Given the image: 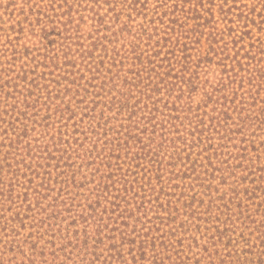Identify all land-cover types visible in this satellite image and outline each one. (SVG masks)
Here are the masks:
<instances>
[{
	"label": "trees",
	"instance_id": "16d2710c",
	"mask_svg": "<svg viewBox=\"0 0 264 264\" xmlns=\"http://www.w3.org/2000/svg\"><path fill=\"white\" fill-rule=\"evenodd\" d=\"M87 1L93 3L91 10L95 5L112 3L111 0ZM187 2L181 6L176 3L168 17L169 23L162 22L160 28L153 25L146 29L140 25L138 35L134 34L135 39L131 40V49H126L123 54L115 50V44L125 37L124 32L131 34L130 25L123 23L112 29L98 13L92 17L96 24L92 26L93 34L86 45L89 49L81 42V25L85 21L83 15H79L77 24L74 23V13L80 14V9L74 8L78 5L86 10L89 5L83 6V1L60 3V8L66 7L64 10L57 13L53 7L54 11L47 14L46 20H39L44 32L47 26H51L50 34L59 31V39H51L59 47L44 53L35 68H25L27 63L22 64V70L7 81L8 84L14 81V93H18L12 96L14 102L10 105L16 116L14 121L21 124L17 129L13 128L12 136L4 130L6 136L0 144L4 148L10 147L8 153L12 156L4 157V161L17 178L15 182H20L19 178L23 177L30 184L35 178L41 180L27 186L25 193L20 192L25 197L20 203L16 202V208L25 210L18 212L24 216H18L17 220L25 228V220L29 219V228L37 229V240L33 241L31 232L25 239L15 238L12 243H41L45 235L48 236L45 243H77L76 247L82 243L81 249L87 243H103L102 228L108 227L104 217L116 224L119 218L125 220L145 208L146 195H141L140 188L147 176L151 178L154 173L160 176L162 163L170 153L171 159L165 165L175 164L178 158L184 161L182 166L191 171L185 172V178L203 168L206 173L210 168L213 173L224 172L220 163L228 162L222 158L228 153L225 152L227 138H232L222 133L229 127L231 117L225 109L228 98L222 95L226 85L222 82V85L207 89L208 81H201L199 70L193 68L203 62L202 58L196 61L190 56L195 30L185 29L187 21L178 25L177 16L194 19L195 25H201V18L205 17L196 1L186 11ZM114 14L120 22L119 14ZM152 30L158 32L156 41ZM144 38L147 45L154 46L141 49L137 40ZM111 44L115 45L113 49ZM18 58L15 55L13 59L15 68ZM207 58L212 61L210 57H204V62ZM238 62L243 65L241 60ZM17 80L23 84L24 91L18 90ZM201 82L206 89L204 103L195 107L191 100L184 103V96L193 99L198 91H203ZM171 94L173 99L163 102L164 96ZM222 98L225 100L221 102ZM210 105L212 109H208ZM43 110L46 111L44 115ZM50 130H53L52 134H49ZM29 134L34 137L30 139ZM179 140L185 145L182 150L177 144ZM122 158L126 162L121 161ZM36 159L41 171L32 169L27 178V170L21 167L30 168ZM148 166L151 167L147 169ZM53 171H58L55 182L58 183L60 177V188L52 200L47 201L54 190L50 183ZM134 174L138 177L131 181ZM137 179L143 180L142 184L130 196L132 190L128 184ZM15 182L0 181V194L7 192V201L14 202L16 198ZM5 185H9V189ZM30 188L35 194L34 201L27 204ZM18 234L15 230V236ZM35 253H31L32 256ZM49 254L53 255V250ZM40 256L44 257L43 253ZM33 258L28 256V262L23 264H35Z\"/></svg>",
	"mask_w": 264,
	"mask_h": 264
},
{
	"label": "rangeland",
	"instance_id": "374dc122",
	"mask_svg": "<svg viewBox=\"0 0 264 264\" xmlns=\"http://www.w3.org/2000/svg\"><path fill=\"white\" fill-rule=\"evenodd\" d=\"M65 1L72 0H0V144L6 136L4 130L12 136L13 128L17 129L21 124L14 121L16 116L11 106L14 102L12 96L18 93H14V81L10 84L7 81L22 70V64L27 63L25 68H35L44 53L59 47L56 41H51L59 39V31L50 34L51 26H47L44 32L39 20H46L47 14L54 11L53 7L60 13L66 7L60 8L59 5H64ZM80 1L84 2L83 6H89L86 10L75 6L74 9H80V14L74 13V23L77 24L79 15H83L85 23L81 29L85 35L82 34L80 40L86 48L91 40L88 38L93 34L92 26L96 24L92 19L94 13H98L112 29L119 28L123 23L130 25L131 34L124 32L125 37L115 44V50L121 54L131 49V40L135 39L134 34L138 35L140 25L146 29L160 28L162 22L169 23L168 17L172 15L176 3L181 6L188 1L185 3L186 11L190 5L199 4L206 18H201V25H195L194 19L177 16L178 25L187 21L185 29L195 30L189 52L196 61L202 58L201 66L194 65L193 68L199 70L201 81H208L207 89L222 85V82L226 85L222 95L228 98L225 109L229 110L231 117L229 127L222 133L232 138H227L225 152L228 153L222 159L228 162L224 165L220 163L225 168L224 172L213 173L210 168L206 173L203 168L192 177L185 178V172L191 171L182 166L184 161L178 158L175 164L166 166L165 162L171 159V153L168 154L162 163L160 176L156 173L151 178L147 176L143 188H140L141 195H146L145 208L135 211L132 217L125 220L119 218L116 224L104 217L108 227L102 228L103 243H87L81 249L82 243L78 247L77 243H45L47 235L41 243H12L15 238L25 239L31 232L34 234L33 241L37 240V229L29 228L30 220H25V228L17 220L18 216H24L21 213L25 210L16 208V202L20 203L25 197L20 192L25 193L27 186L38 184L41 180L35 178L30 184L23 177L19 178L20 182H15L17 178L4 161V157L12 156L8 153L10 147L0 145L3 148L0 152V181L9 184L13 180L16 194L14 202L7 201V192L0 194V264L27 263L30 255L35 257V264H264V0H117V3L111 0V4L95 5L93 10L91 1ZM115 12L119 14L120 22H117ZM190 15L193 13L190 12ZM154 39H158V34ZM141 40L137 43L143 50L154 46L147 45L145 38ZM115 45L110 46L113 49ZM171 47H174L173 44ZM246 53L250 55L244 57ZM15 55L19 57L16 68L13 67ZM202 55L212 61L207 58L204 62ZM161 56H165L164 50ZM238 60L243 62L242 66ZM10 69H15V72H10ZM16 82L18 90L24 91L23 84L18 80ZM204 91L205 88L198 91L193 99L184 96L183 102L191 100L194 107L203 104L206 98ZM167 99H173L172 94L164 96L163 102ZM224 100L222 98L221 102ZM208 109H212V105ZM42 112L44 115L46 111ZM84 123L87 125L88 119ZM52 133L53 130H50L49 134ZM33 137L29 134L30 139ZM177 144L180 150L184 149L182 140ZM21 168L27 170V178L32 169L41 171L37 168V159L30 168ZM83 169L87 167L83 165ZM58 171L52 172L50 183L54 190L47 201L59 192L60 177L59 182H55ZM137 177L134 174L130 180ZM141 181L129 182L130 196L139 189ZM4 187L9 189V185ZM28 193L27 204L34 201L35 195L32 188ZM126 197L129 198V195ZM79 226L82 228V225ZM115 227L118 228L115 230ZM15 230L19 232L16 236ZM52 250L54 254L50 255ZM41 253L44 257L40 256Z\"/></svg>",
	"mask_w": 264,
	"mask_h": 264
}]
</instances>
